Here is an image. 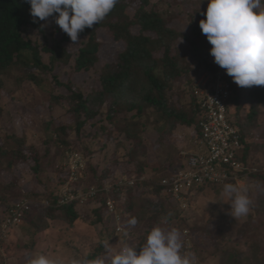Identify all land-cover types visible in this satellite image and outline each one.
Here are the masks:
<instances>
[{
  "label": "trees",
  "instance_id": "1",
  "mask_svg": "<svg viewBox=\"0 0 264 264\" xmlns=\"http://www.w3.org/2000/svg\"><path fill=\"white\" fill-rule=\"evenodd\" d=\"M196 1L202 5L208 4V0ZM197 2L192 0L193 4H197ZM206 8L205 6L204 11L198 8L185 11L190 14L191 33L184 34L170 26L169 6L159 10L151 0H119L113 10L100 23L93 25L92 28L86 27L83 32L79 33V42L76 44L71 42L77 48L70 51L65 46L66 42L71 41L70 37L59 28L52 17L48 18L46 26L53 33L51 41L47 40L42 45L26 35L29 26L45 35V29L40 27L45 21H40L37 18V22H33L30 5L26 0H0V119H2L4 110L2 100L5 80L16 69L21 72L20 80L28 77V80L36 86L46 85L49 101L47 107L49 105L51 108L54 103H57L65 109L71 118L70 122L66 124L54 123L52 119L44 120V128L39 136L40 144L32 139V135L27 132V127H22L18 132V128L12 123L0 137V218L4 216L6 208L11 202L19 199L16 197L34 202L25 212L20 223L25 221L31 228L30 232L34 239L29 246L30 251L36 249L35 245H37L41 232L51 223L57 222L63 224L65 228H71L75 221L86 220L84 206L82 207L78 200L64 199L63 193L61 194V187L66 183L72 171L70 167L74 155L78 154L81 161L85 163V159H87L85 155L92 151L85 142L90 136L83 129L86 123L90 127H99L98 133L122 134L123 140L129 144L126 153L136 167L134 171L137 176H142L145 166L148 165L145 158L140 159L135 156L136 150L143 147V136L148 127L157 128L156 139L160 144L165 143V139L171 136L173 140L166 143V149L161 153V156L163 155L159 161L161 167L155 168L161 170V174L136 181L134 185L119 183L115 185L117 180L124 176V173L116 175L108 165L97 170L93 163H88L86 160L87 171L77 165L75 171L80 175V178L72 184L77 182L79 185L81 184L79 189L81 192L95 187V195L88 200V203L94 205L90 211L95 215L93 222H90L103 224L97 233V242L92 244L91 250L78 259L92 260L102 256L105 252L104 240L115 241L118 237L116 235L119 233L125 238L128 236L126 222L133 215V198L138 193L139 186L147 188L146 195H148L144 199L147 207L151 210V213L146 216L148 220L152 219L156 224L161 220L171 221L169 213H165L167 212L165 204L173 205V200L170 194L162 191L159 182L162 177L168 176L170 169L186 165L187 155L181 156L180 151H189V149L185 144L181 146L178 142L176 143V129H179V126L196 127L203 111L199 107L196 97L191 93L186 94L188 101L185 107L177 106V96L173 91L174 84L177 80L183 79L192 83L198 72L195 70L196 66H192L186 60V55L180 52L183 44L177 46L173 55L170 54V51L177 40L182 39L189 41L190 54L195 59L199 56V50L202 48L196 41L202 38L199 22L206 18ZM185 12L181 13L185 14ZM193 17L199 19L194 20ZM102 31L107 32L113 42L123 43L122 49L117 52L116 59L111 64L100 63L101 38L99 34ZM43 52L48 54L49 63L47 64L41 60ZM70 61H72V68L80 72H89L98 63L100 67L97 77L90 84L86 82L85 85L88 88L73 86L70 80L62 82L55 79V85L64 90L56 95L53 92L54 87L49 85L47 78L39 77L38 74L33 73L26 76L29 63L33 68L41 67V70L47 73L52 71L55 64H68ZM205 68L212 76L220 73L231 85V94L227 103L235 108L232 123L239 129L242 144V148L236 153V159L245 168L237 175L246 176L256 181L264 191V160L257 156L260 153L264 154V120H262L260 111L264 110V86H238L232 77L215 62H206ZM91 102L96 106L95 110L89 108ZM260 105H263V109H260ZM95 117H98L97 120L103 119L102 124H97ZM72 131L74 136L70 138L69 135ZM191 135L192 133L188 139H193ZM81 138H83V142L80 141ZM190 142L188 141V143ZM75 143L78 145L81 143L83 149L72 147V144ZM115 143L121 142L117 140ZM123 145L121 143V146ZM104 146L103 143L98 149ZM146 150L147 145L144 144L143 152L146 153ZM160 152L161 149H159V154ZM165 156L168 158L166 165L164 164ZM18 165L28 168L33 178L47 188L48 191L44 192L47 197L46 205L39 204L42 202L43 195L38 194L35 188L28 192L23 191L21 178L17 172ZM228 171L231 176L232 170L228 169ZM50 174L52 182L53 178L56 179L51 188L49 185L51 177L50 179L47 177ZM7 175L9 178L6 177ZM84 175L86 178L88 175V179L83 182ZM235 181L229 177L219 183H203L194 186L192 191L197 192L211 188L215 193H220L225 183L236 184ZM104 183H114L113 188L108 192L102 190L101 187ZM218 185L220 188L216 189L215 187ZM70 188L72 191H79L73 186ZM160 194L163 195V198ZM108 197L115 201V213L121 215V219H116L115 213L107 211L106 199ZM61 199L64 200L60 202ZM37 205L42 206L41 209H37ZM226 214V211H222L220 217L223 219ZM181 216L176 217L178 223L185 222L191 226L188 216ZM224 223L226 222L222 221L221 224H217L219 226L217 227L219 242L212 238L210 245L213 248L208 252L209 255L218 257L226 251L232 255L235 264H264V256L258 250L252 251L250 248L241 249L229 245L230 234L238 230L234 223L226 224V228ZM118 225L121 227L120 230H117ZM14 229H11L10 233ZM200 230L207 237L211 235L207 227L200 228ZM147 233L148 231H144L143 235L135 237V244L128 245L144 243L146 238L144 235ZM7 238L0 239V244H4ZM194 247L197 248V246ZM137 251H139V246H137ZM2 258L1 256L0 264L4 260L8 261L7 256L4 260ZM64 264L71 263L64 262Z\"/></svg>",
  "mask_w": 264,
  "mask_h": 264
},
{
  "label": "rangeland",
  "instance_id": "2",
  "mask_svg": "<svg viewBox=\"0 0 264 264\" xmlns=\"http://www.w3.org/2000/svg\"><path fill=\"white\" fill-rule=\"evenodd\" d=\"M193 1L197 2L196 0ZM151 2L156 4L159 10L169 6V14L171 16L168 20L170 26L176 28L180 33L184 34L191 33L189 21L190 14L185 11H191L193 8H198L201 11H204L205 6L207 7V4L202 5V3L198 2L197 4H193L192 0H151ZM183 11L185 14L181 13ZM193 19L198 20L199 18L193 17ZM44 29L45 35H42V33L37 29H33L29 26L26 30V35L34 41H37L39 44L44 45L47 40L51 41V34H53L49 28L45 27ZM99 37L101 38V46L99 50L100 63L111 64L115 61L117 52L122 49L123 43L113 42L111 36L105 31H102L99 34ZM71 42L72 41L66 42L65 46L70 51H74L77 46H73ZM188 42L182 39L177 40V43L172 46L170 54L173 55L176 52L177 46H182L183 44L182 51H179L186 55V60L190 62L192 66H196L195 70L198 72V75L194 77L196 82L197 78L200 77V75H203V72H209L208 69L205 68L206 62H214V57L210 54L212 45L208 42L206 35L202 32V38L196 41L202 49L199 50V56L195 59V57L190 54L191 51L189 50L190 45ZM202 55L205 56L203 57ZM41 60L44 64L49 63L48 54L43 52ZM71 62L72 61L68 64L62 65L55 64L52 71L47 73L42 71L41 67L33 68L30 66L31 63H29L26 76L33 73L38 74L39 77L47 78L49 80V85L54 87L53 92L56 95L60 92H64V90L55 85V79L62 82L70 80L73 86L88 88L87 85H85L86 82L87 84L93 82V80L97 77L100 66L97 63L89 72H80L72 68ZM20 75V70L16 69L12 71L11 75L7 76L5 80L2 100L4 110L2 113V119H0V137L3 136V131L12 123L18 128V132L22 127H27V132L32 135V139L35 140L37 144H40L39 136L40 132L44 128V120L52 119L54 123L59 124L62 122L66 124L70 122L71 118L68 116L65 109L57 103H54L51 108L49 105L47 107L49 101L46 85L36 86L33 82L28 80V77L20 80ZM190 83L183 79L177 80L176 84H174L173 91L175 92V96H177V106H186V102L188 101L186 94L188 93L187 90L190 87ZM89 108L91 110H95L96 106L91 102L89 103ZM260 109H263V105H260ZM230 110L231 115L233 116L235 114V108L230 106ZM260 111L262 120H264V110ZM95 119L97 124H102L101 122H103V119L97 120L98 117H95ZM83 129L90 135L85 142L87 143V147L92 150L90 154L85 155L87 159H85V163L82 166L85 171L88 169L87 164L93 163V166H95L97 170H100L108 165L110 169L115 171L116 175L121 174V172H123L124 175L136 174L134 171L136 167L126 153L129 144L127 141L123 140L122 134L119 133L111 135L108 133H98L99 127H90L88 123L84 125ZM190 132V129L185 128L182 134L186 137V139H188ZM157 133V128L154 129L153 127H148V130L143 136L142 145L143 147L144 144L147 145L146 153L143 152V147H139L136 150L135 156L140 159L145 158L148 163L142 173L145 179L161 174V170L159 171L155 168L158 166L161 167V164L159 163L163 156H161V153L162 151H165L166 143L170 141L172 142L173 140V137L171 136L165 139V143L160 144L156 139ZM73 136L74 133L72 131L69 137L73 138ZM82 140L83 138H81L80 141ZM117 140H119L122 145L124 143V145L121 146V143H115ZM175 141L176 143H182V141L179 142L177 134L175 135ZM81 143H79V145L77 143L72 144V147L83 149ZM103 143L105 146L98 149ZM184 144L189 150L196 148V146L192 143L187 142ZM159 146L161 147L158 148ZM159 149H161L160 154ZM257 156L260 157L261 160H264V154L260 153ZM86 160L88 162L87 164ZM164 160V164L166 165L168 158L166 157ZM17 172L20 175L21 187L24 192H28L35 188L38 194L43 195L41 200L47 201V197H45L44 194V192L48 191L47 188L43 187L42 183L33 178L31 173L28 171V168L18 165ZM6 177L9 178L8 175ZM47 177L50 179L51 174ZM83 177V182L88 179V175L87 178L86 175ZM78 178H80V175L77 173L75 176H71V181L67 184L68 187L73 186L78 191L81 188V184L79 185L78 182L76 184H72L73 182H76ZM53 180L54 181L52 182V177L51 180H49L50 188L53 186L52 183L56 182V179L53 178ZM235 182L237 185H243L247 188V194L252 201L253 206H251V210L246 217H242L240 219H234L231 217L228 214L230 205L227 203L228 200L222 194V191L220 193H215L213 189L205 188L203 191H193L185 196L186 203L184 205L182 204V206L174 200L173 205L165 204V210L167 211L165 213H169L172 219L170 222L161 220L158 224L153 223L152 219L149 221L146 217L149 213H151V210L147 207L146 200L144 199L148 195H146L147 188L146 186H139L138 193L133 198L132 215V217L134 216L137 218V225L134 227L129 226L128 224V226L126 225L128 232V236L124 235L126 238L121 236L119 233L116 235L118 236L117 240H104V243H108L112 248H120L126 244H135V237L137 238V236L143 235L144 231H149L153 226L159 225L166 229L175 227L182 233L184 243L183 250L194 253L197 258V264H235L232 255L226 251L222 252L218 257H212L208 253L213 248L212 245H210L212 238L219 242L217 233V227L219 226H217V224H221L223 221L226 222L224 223V227L226 224L228 225L232 222L238 230L230 234L228 239L230 246L241 249L250 248L252 251L258 250V252L264 256V191L262 190L261 185L246 176H243L241 179L237 178ZM215 188L218 189L220 186L218 185ZM63 189L64 188L61 187V190ZM78 192L81 191L79 190ZM141 193H143L144 196H140ZM160 196L162 197L163 195L160 194ZM39 204L43 205L41 202H39ZM40 205H37L38 207L36 208L41 209L42 206ZM93 206L94 205L91 203L82 204V207L85 208L86 211V220L75 221L71 228H65V226L61 223H51L48 228L41 232L38 240L36 239L37 245H35L36 249L33 251L29 250V246L32 244L34 237L30 232L31 228L28 227L27 223L24 221L17 228L11 231L7 241L2 245V259L4 260L6 259V256L8 257V261L6 262L4 260L2 264H26L28 256L36 254H47L50 257L59 258L64 262L70 263L72 260L78 259L80 256L91 250L92 244L98 240L97 233L100 231V228L103 227V224L90 222H93L95 219V215L90 211ZM171 206L174 207L170 208ZM222 211H226L227 213L223 219L220 217V213ZM181 215L188 216L191 226H188L185 222H182L181 224L178 223L176 217H182ZM118 216V218L121 219V215L118 214ZM203 227H207L208 231L211 233L210 236H205L203 231L200 230V228ZM209 237H211V239H209ZM193 244L194 246H197L196 249L192 246Z\"/></svg>",
  "mask_w": 264,
  "mask_h": 264
},
{
  "label": "clouds",
  "instance_id": "3",
  "mask_svg": "<svg viewBox=\"0 0 264 264\" xmlns=\"http://www.w3.org/2000/svg\"><path fill=\"white\" fill-rule=\"evenodd\" d=\"M26 2L30 5L33 22H37V18L45 21L40 25L41 29L47 26L48 18L52 17L73 44H76L79 42V33L86 27L92 28L93 25L100 23L119 0H26ZM205 17L199 24L212 45L210 54L214 57V62L225 69L238 86H264V0H208ZM194 83L195 80L190 84L188 93L193 94L191 87ZM228 117L232 121L230 106ZM178 128L176 134L179 142L182 141L179 144L182 146L188 141L193 144L196 127ZM185 128L191 130L193 139H186L182 134ZM173 170L170 169L168 174ZM105 184L107 183L102 187ZM247 192L243 185L233 183L223 185L222 194L230 205L228 214L234 219L246 217L251 210L252 201ZM46 202L41 203L46 205ZM137 223L134 216L127 221L132 227ZM2 245L0 244V257L3 256ZM104 248L102 256L92 260L74 259L71 264H197L195 254L183 250L182 233L175 227L166 229L156 225L148 231L142 244H126L120 248H112L106 243ZM26 264H64V261L47 254H36L29 255Z\"/></svg>",
  "mask_w": 264,
  "mask_h": 264
},
{
  "label": "built area",
  "instance_id": "4",
  "mask_svg": "<svg viewBox=\"0 0 264 264\" xmlns=\"http://www.w3.org/2000/svg\"><path fill=\"white\" fill-rule=\"evenodd\" d=\"M191 90L198 100L199 107L203 111L200 117L193 139L195 150L180 151V155H187L186 165L174 169L168 176L160 179V185L164 193L171 195L172 200L184 205L186 197L193 192L192 188L196 185L210 182H223L231 177L233 179L242 178L237 173L245 168L241 162L237 161L236 153L242 148L240 142L239 129L233 125L228 117L229 105L227 103L231 94L230 83L222 77L220 73L212 76L209 72L197 78ZM71 165V173L62 186L64 189V199L78 200L80 205L84 204L90 197L95 195V187H90L86 192L72 191L68 187L71 176H75L76 167L82 168L83 163L80 156L74 155ZM229 170H232L230 176ZM145 177L136 174L124 175L117 180V184L134 185L136 181L144 180ZM114 183H107L102 190L110 191ZM61 199L60 202H62ZM47 203V202H46ZM33 201L26 198L15 199L6 208V212L0 218V239L6 238L12 228L21 223L25 212L29 210ZM106 208L109 213H115V201L112 198L106 199ZM119 219L118 214H114ZM121 227L118 225L117 230Z\"/></svg>",
  "mask_w": 264,
  "mask_h": 264
}]
</instances>
